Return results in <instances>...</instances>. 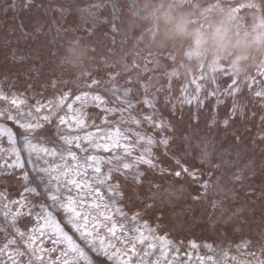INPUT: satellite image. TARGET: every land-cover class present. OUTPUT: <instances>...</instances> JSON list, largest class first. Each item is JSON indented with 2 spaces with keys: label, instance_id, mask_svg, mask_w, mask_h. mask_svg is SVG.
Listing matches in <instances>:
<instances>
[{
  "label": "snow or ice",
  "instance_id": "6c2138e0",
  "mask_svg": "<svg viewBox=\"0 0 264 264\" xmlns=\"http://www.w3.org/2000/svg\"><path fill=\"white\" fill-rule=\"evenodd\" d=\"M33 3L34 0H25L23 8L29 9ZM90 7L100 9L104 5ZM19 10L21 6L16 0L0 4V12L5 16ZM55 11L63 19L67 10ZM90 19L94 21L95 17ZM52 24L55 26L56 22ZM18 27L21 38L29 35L24 32L23 22ZM54 30L53 44L62 39V31H70L60 26ZM112 30L118 31L115 25ZM88 32L90 36L94 34L93 30ZM35 33L46 35L42 27L36 28ZM112 43L115 44V37ZM62 47L58 44L57 52ZM82 48L88 53L87 63L79 59L78 51ZM96 51V47L83 45L79 38L69 40L57 63L60 75L46 85L57 91L51 97L37 92L32 104L24 93L5 92L0 85V179L9 184L18 181L21 187L15 198L10 197L8 187L0 189V216L8 226L0 229L5 233L0 244V264H190L192 253L182 252L179 243L169 239L168 233L160 232V223L153 225L144 218L154 209L161 188L160 183L147 178L148 173L161 178L189 179L199 192L191 197L194 201L207 199L215 186L225 191L226 198L242 199L240 207L227 217L226 223L231 222L232 227H251L244 213L251 212L255 217L254 207L259 202L260 224L264 226V160L259 165L250 162L237 168L228 175L236 187L225 189L221 181L226 173L220 171L222 163L217 159L226 166H234V162L223 160V153L216 157L215 142L207 137L194 140L188 135L178 136L170 119L175 116L182 121L184 108L192 109L194 105L189 119L198 124L209 101V130L217 126L228 130L238 119L254 117L255 112L246 116L249 105L241 99L242 86L264 108V87L253 91L257 83L264 85V62L257 65L255 74L246 73L243 77L227 66L215 69L213 75L201 70L198 75L183 76L177 97L173 83L181 81L182 76L174 56L155 58L148 52L142 62L128 63L124 52L109 48V55L97 63L96 57L89 55ZM26 59L20 57L21 62ZM102 67L111 71L101 75ZM30 70L38 74L41 71ZM149 72L151 75H144ZM217 73L231 77L223 89L217 83ZM158 76H164L166 82L161 83ZM257 76L262 79L257 81ZM121 78L124 84L120 83ZM228 99L231 104L221 118V106L227 105ZM89 106L99 110V123L95 114L87 111ZM260 121L264 127V115ZM232 134L239 143L240 136ZM256 139L264 142V131ZM193 149L198 150L195 156ZM188 158L206 167L190 166ZM217 172L220 174L215 175ZM145 185L148 194L142 196L140 189ZM137 203L140 206L134 207ZM218 204L216 200L211 202L213 209ZM55 212L62 213L63 225L78 239L65 230ZM162 215L156 217L157 221L162 220ZM233 218L239 223H234ZM257 236L255 242L251 238L242 242L246 259L233 257L235 264H264V231ZM190 247L199 246L190 242ZM204 247L213 249L209 243ZM240 247L237 245L238 251ZM198 259L199 264H215L212 255Z\"/></svg>",
  "mask_w": 264,
  "mask_h": 264
},
{
  "label": "rangeland",
  "instance_id": "374dc122",
  "mask_svg": "<svg viewBox=\"0 0 264 264\" xmlns=\"http://www.w3.org/2000/svg\"><path fill=\"white\" fill-rule=\"evenodd\" d=\"M4 2L5 0H0V4ZM16 2L21 6V10L15 15L11 11L7 16L0 12V85L5 92L24 93L29 104L34 103L32 98L37 92L51 97L57 91L46 85L60 75L57 68L60 55L67 47L68 41L77 38L83 45L97 48L96 53H89L96 57L97 63L101 57L109 55V48L117 53L124 52L128 63L133 60L142 62L148 52H152L155 58L169 54L174 56L182 76L181 81L173 83L177 97L180 95L183 76L198 75L201 70L213 75L215 69L227 66L243 77L246 73L255 74L257 65L264 62V0H34L29 9L23 8L25 0ZM94 4L104 7L91 8ZM57 8L67 10L63 19L59 12L55 11ZM90 16H94L95 20L90 19ZM52 21L56 22L55 26L70 30L62 31V39L57 40L56 44L52 43L55 35ZM21 22L24 23V32L29 34L23 38L18 27ZM113 25L118 31L113 32ZM39 27L43 28L46 35L35 33V29ZM49 28L53 31L49 32ZM88 30H93L94 34L90 36ZM33 35H36V39H32ZM140 36L142 39H138ZM113 37L115 44L112 43ZM58 44L63 45L60 52H57ZM137 52L140 55H136ZM83 55L86 54L79 50V59ZM21 56L27 59L21 62ZM149 67L151 68V65ZM30 69L41 71L38 74ZM105 71L111 69L102 67L100 74L103 75ZM144 75H151V72ZM216 75L219 87L225 88L231 77L224 78L218 73ZM157 78L161 83L166 82L164 76ZM256 79L259 81L262 78L257 76ZM120 83L124 84V78L120 79ZM28 85L33 87L29 88ZM261 87L264 85L257 83L253 91ZM241 99L249 105L246 116H250L251 112L256 115L245 120L238 119L228 130L219 126L211 130L206 128L212 101L207 103L198 124L189 119L190 113L195 110L194 105L192 109L184 108L182 121L165 112L175 125L178 136L188 135L194 140L207 137L215 142L216 157L223 153V160L234 162V166H226L221 159H217V162L222 163L220 171L226 173L221 181V186L225 189L236 187L228 180V175L237 168H243L250 162L259 165L264 160V142L256 139L257 134L264 131L260 121L264 108L260 107L246 86H242ZM230 104L231 100L228 99L227 105L221 106V118ZM177 107L179 108V105ZM87 111L95 114L99 123V110L89 106ZM233 132L240 136L239 143L235 141ZM197 153L198 150L193 149V156ZM24 158L26 159V155ZM162 159L165 164L170 165V161L163 157ZM187 162L190 166L206 167L199 165L192 158H188ZM27 170L31 171L30 166ZM259 171L257 167V172ZM219 174L220 172H217L215 175ZM147 178L160 183L161 188L157 192L154 209H150L144 218L153 225L160 223V232L168 233L169 239L179 243L182 252H191L190 264H199V257L209 255L214 256L215 264H235V260L246 259L242 242L249 238L255 242L258 239L257 233L264 231V226L260 224L259 202L254 207L255 217L251 212L244 213L249 217L251 227H232L231 222L226 223L227 217L240 207L243 200L226 198V193L220 191V186H215V190L210 189L207 199L194 201L191 197L199 195V192L187 178H161L151 173H148ZM5 187L9 188L11 198H15L21 191L18 181L12 180L9 184L0 179V189ZM140 193L146 196L148 186L142 187ZM239 197H243L242 190ZM213 200L219 201L215 209L211 206ZM139 206L138 203L134 205ZM161 213L162 220L157 221L156 217ZM54 214L65 230L78 239L68 226L63 225L62 213ZM2 221L3 217L0 216V229H6L8 226ZM233 222L239 223L235 218ZM11 235L9 232V237ZM4 239L5 233L0 231V244ZM181 241L183 243H180ZM190 242H195L199 247L191 248ZM206 243L213 245L211 251L204 247ZM237 245H241L239 251ZM48 246H51L50 243Z\"/></svg>",
  "mask_w": 264,
  "mask_h": 264
},
{
  "label": "clouds",
  "instance_id": "9594fccd",
  "mask_svg": "<svg viewBox=\"0 0 264 264\" xmlns=\"http://www.w3.org/2000/svg\"><path fill=\"white\" fill-rule=\"evenodd\" d=\"M82 53H85L86 55H83L80 60H83L85 63H87V59H88V53L86 51V48H82L81 49ZM77 63H79V61H77Z\"/></svg>",
  "mask_w": 264,
  "mask_h": 264
}]
</instances>
